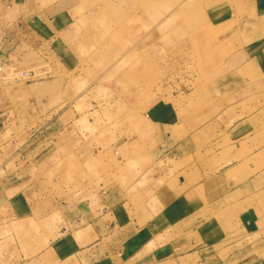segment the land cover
Here are the masks:
<instances>
[{
	"label": "crops",
	"instance_id": "obj_1",
	"mask_svg": "<svg viewBox=\"0 0 264 264\" xmlns=\"http://www.w3.org/2000/svg\"><path fill=\"white\" fill-rule=\"evenodd\" d=\"M4 3L15 8L17 1ZM239 10H252L256 20L237 19ZM20 19L54 48L61 22ZM211 19L221 28L239 21L247 45L228 54L226 73L234 80L246 75L264 53L251 46L264 37V0L212 11ZM247 88L230 83L209 89ZM246 97L211 108L188 100L151 104L143 117L152 147L135 148L137 135L130 152L120 147L121 156L139 160L130 180L115 177L83 199L60 198L52 190L59 167L46 154L57 151V133L9 151L0 163V264H223L218 252L230 249L257 250L243 264H264V113L256 94ZM10 117L1 115L0 127L19 122ZM230 238L236 239L232 246Z\"/></svg>",
	"mask_w": 264,
	"mask_h": 264
},
{
	"label": "rangeland",
	"instance_id": "obj_2",
	"mask_svg": "<svg viewBox=\"0 0 264 264\" xmlns=\"http://www.w3.org/2000/svg\"><path fill=\"white\" fill-rule=\"evenodd\" d=\"M5 1L0 0V41L9 38L0 44V116L19 122L0 127V163L9 151L19 153L35 138L46 141L57 133V151L46 155L59 167L52 190L60 198L83 199L115 177L130 180L139 160L121 156L120 147L126 144L130 152L136 135L135 148L152 147L143 114L159 100L211 108L256 94L264 113V53L244 79L234 80L226 73L232 61L227 56L246 47L243 29L239 21L222 28L211 21L212 11L240 8L248 0H16L15 8ZM236 14L256 20L252 10ZM25 17L61 22L52 50L18 23ZM231 35L234 41L227 42ZM260 40L251 43L257 45L253 50L264 51ZM228 83L249 90L209 89ZM124 189L131 199V189ZM257 252L218 254L223 264H243Z\"/></svg>",
	"mask_w": 264,
	"mask_h": 264
}]
</instances>
